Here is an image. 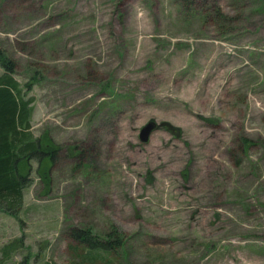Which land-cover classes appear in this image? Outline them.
Returning <instances> with one entry per match:
<instances>
[{
	"label": "rangeland",
	"instance_id": "1",
	"mask_svg": "<svg viewBox=\"0 0 264 264\" xmlns=\"http://www.w3.org/2000/svg\"><path fill=\"white\" fill-rule=\"evenodd\" d=\"M199 3L0 0L33 132L60 147L50 187L34 164L0 212V264H264V0Z\"/></svg>",
	"mask_w": 264,
	"mask_h": 264
},
{
	"label": "trees",
	"instance_id": "2",
	"mask_svg": "<svg viewBox=\"0 0 264 264\" xmlns=\"http://www.w3.org/2000/svg\"><path fill=\"white\" fill-rule=\"evenodd\" d=\"M184 1L189 6L198 4L200 0ZM0 64L5 70L0 76V212L17 216L24 205L25 191L34 183V164H37L40 180L50 187L49 168L59 158L60 147L51 138L35 136L30 120L34 99L24 97L20 83L14 77L18 65L2 47ZM166 128L176 134L172 125L168 124ZM75 147L81 155L83 149ZM108 238L115 239L109 235L106 241L93 237L91 232L73 229V239L76 242L103 254L115 249Z\"/></svg>",
	"mask_w": 264,
	"mask_h": 264
},
{
	"label": "water",
	"instance_id": "3",
	"mask_svg": "<svg viewBox=\"0 0 264 264\" xmlns=\"http://www.w3.org/2000/svg\"><path fill=\"white\" fill-rule=\"evenodd\" d=\"M160 124L156 120H149L141 130V140L143 142H148L152 133L158 128Z\"/></svg>",
	"mask_w": 264,
	"mask_h": 264
},
{
	"label": "bare ground",
	"instance_id": "4",
	"mask_svg": "<svg viewBox=\"0 0 264 264\" xmlns=\"http://www.w3.org/2000/svg\"><path fill=\"white\" fill-rule=\"evenodd\" d=\"M242 55V54H241ZM251 65V64H250Z\"/></svg>",
	"mask_w": 264,
	"mask_h": 264
}]
</instances>
